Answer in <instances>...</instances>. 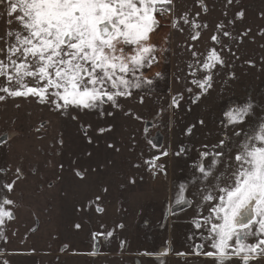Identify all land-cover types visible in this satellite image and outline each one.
I'll use <instances>...</instances> for the list:
<instances>
[{
  "label": "rangeland",
  "instance_id": "1",
  "mask_svg": "<svg viewBox=\"0 0 264 264\" xmlns=\"http://www.w3.org/2000/svg\"><path fill=\"white\" fill-rule=\"evenodd\" d=\"M204 2L207 12L198 0H173L174 14L157 13L160 26L151 39L166 42L168 73L161 90L141 88L119 98V108L106 103L102 110L58 112L31 97L0 101V184L15 180L17 168L23 173L12 192H0L15 202L6 206L14 218H5L0 264H215L193 254L201 243L203 251L212 250L193 222L201 187L195 165L204 146L213 151L226 131L224 157L215 170L219 175L235 163L245 138L264 124V0ZM241 10L242 19L236 16ZM184 13L201 25L197 41L189 39L193 30L180 19ZM12 21L8 25L0 17V47L6 31L21 28L15 17ZM221 22L229 37L216 31ZM213 35L221 43L213 42ZM213 48L225 64L212 69L213 87L204 92L192 83L207 74L196 61L202 63ZM248 103L252 107L244 122L229 124L228 113ZM181 186H186L183 193ZM251 264H264V257Z\"/></svg>",
  "mask_w": 264,
  "mask_h": 264
},
{
  "label": "snow or ice",
  "instance_id": "2",
  "mask_svg": "<svg viewBox=\"0 0 264 264\" xmlns=\"http://www.w3.org/2000/svg\"><path fill=\"white\" fill-rule=\"evenodd\" d=\"M198 2L207 12L204 0ZM233 2L227 0L229 5ZM0 7L4 10L0 17L8 25L15 17L21 26L20 30L6 31L8 39L0 47L3 57L0 77L4 78V83H0V101L31 97L40 104H51L58 112L73 108L102 110L106 103L119 108V98L131 97L133 90L145 85L150 88L153 79L144 77L143 71L157 61V48L151 42V35L160 26L157 13L175 12L173 0H0ZM244 15L243 10L236 13L241 19ZM180 19L191 24L193 34L189 39L197 41L201 25L190 21L187 13ZM173 26L178 27V22L174 21ZM224 27L221 22L216 31L229 37L231 33ZM211 40L221 43L219 35H213ZM191 54L194 58L198 55L196 51ZM196 63L207 74L192 83L207 92L213 87L212 69L218 64L223 66L225 61L213 48L202 63L199 60ZM160 75L156 73V77ZM28 79L35 82L34 86L29 85ZM140 102L143 103V97ZM251 107L248 103L235 114L228 113L229 124L236 126L244 122ZM99 131L103 133L105 129ZM222 136L212 146L213 151L204 146L205 151L200 153V161L195 165L201 174V187L196 192L198 218L193 222L212 250L203 251L205 244L201 243L195 246L193 254L213 258L215 264H226L233 258L239 264H251L264 257V124L256 135L246 137L239 146L235 163L230 162L225 171L216 175L217 162L224 157L223 145L229 139L226 131ZM183 151L181 148L180 152ZM162 155L167 156L168 152ZM205 158H211L212 163L205 166ZM75 174L83 178L79 170ZM22 175V170L17 168L16 179L0 184V192H12ZM185 188L181 186V193ZM6 206H15V202L0 197V239H6L5 218H14ZM204 211L206 215L202 214ZM75 227L79 229L81 225ZM250 240L255 242L249 243ZM2 264L9 261L3 260Z\"/></svg>",
  "mask_w": 264,
  "mask_h": 264
},
{
  "label": "crops",
  "instance_id": "3",
  "mask_svg": "<svg viewBox=\"0 0 264 264\" xmlns=\"http://www.w3.org/2000/svg\"><path fill=\"white\" fill-rule=\"evenodd\" d=\"M159 39L160 43H154L156 45L157 51L155 53V56L157 57L156 63L151 65V67H146V69L143 71L144 77L153 79V84L149 89L157 90V89H163L166 86L165 79L168 76L167 73V58L165 57V49H166V42L161 41L160 37L155 36L151 40L156 42ZM159 47V48H158ZM156 73H160L161 75L159 77H156ZM148 86H143L142 89H146ZM140 89L133 90V94L138 92Z\"/></svg>",
  "mask_w": 264,
  "mask_h": 264
},
{
  "label": "built area",
  "instance_id": "4",
  "mask_svg": "<svg viewBox=\"0 0 264 264\" xmlns=\"http://www.w3.org/2000/svg\"><path fill=\"white\" fill-rule=\"evenodd\" d=\"M150 174L153 175L154 178H156V173L154 172V170H151Z\"/></svg>",
  "mask_w": 264,
  "mask_h": 264
}]
</instances>
